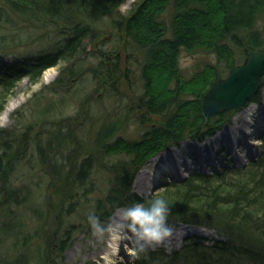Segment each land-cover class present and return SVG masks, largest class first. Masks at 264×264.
I'll return each instance as SVG.
<instances>
[{"label":"trees","instance_id":"16d2710c","mask_svg":"<svg viewBox=\"0 0 264 264\" xmlns=\"http://www.w3.org/2000/svg\"><path fill=\"white\" fill-rule=\"evenodd\" d=\"M125 1L3 0L11 11L39 27L51 26L59 38L50 49L37 56L16 58L10 64L0 57V112L18 80L26 76L36 82L46 68L60 62L66 65L60 68L53 86L49 87L50 95L63 96L73 81L77 79L83 84L86 73L91 71L95 80L105 76L109 80L114 78L117 83L128 76L127 70L122 75L117 71L122 46L127 48L126 59H141L140 106L150 115L145 122H152V117L158 121L151 123L137 139L114 137L109 140L116 124L97 134V143L105 152L120 153L123 157L111 165L112 176L103 197L94 201L93 215L102 220L118 207L135 202L147 204L150 199L163 197L171 209L168 221L209 227L221 238L209 244H205L203 238L191 240L168 252L162 248H146L136 255L132 264H264V136L260 138L261 155L243 168L222 166L218 172L210 174L192 170L182 180H173L159 194L139 195L132 188L136 170L153 154L187 138L202 140L212 136L229 120V115L222 112L205 121L201 112L203 95L211 82L220 77L215 64L205 62L185 75L179 67V54L181 50H205L214 54L219 63L226 64L229 71L238 54H246L245 47L264 51V0H143L133 15L124 18L120 8ZM167 5L172 6L169 26L161 19ZM4 13L0 10V19L5 18ZM107 18L117 34H121L119 49H103L99 45L101 41L96 40ZM88 43L97 50L87 49ZM87 52L98 59L99 66L83 67L81 58ZM115 85L109 84V90L113 91ZM38 97L33 99V107L50 113L55 104L46 101L45 96ZM256 99L257 95L253 101ZM62 102L65 101L61 100L60 104ZM21 115L19 112L17 118H23ZM23 128L17 131L0 127V201L8 206L30 205V212L38 221L48 222L47 209L41 204L39 179L20 171L23 167L33 170L29 155L37 148L43 159L49 151L45 146H50L52 141H43L40 136L29 139ZM25 154H29V158ZM75 154L68 152L51 165L52 184H58L49 186L63 192V200H68L76 188L87 189L86 184L96 170L95 156L91 152L76 161L73 160ZM62 160L66 163L58 167ZM69 166L70 170L65 171ZM39 235L37 230L33 235L19 230L13 246L25 247L32 237ZM65 242L55 240L57 256L65 249ZM50 243L53 244L52 238ZM39 247L37 245L36 249ZM44 253L43 257L39 255V264H46L49 259L47 246ZM17 256L12 261L4 260L3 264H31L24 254Z\"/></svg>","mask_w":264,"mask_h":264},{"label":"rangeland","instance_id":"374dc122","mask_svg":"<svg viewBox=\"0 0 264 264\" xmlns=\"http://www.w3.org/2000/svg\"><path fill=\"white\" fill-rule=\"evenodd\" d=\"M141 1L143 0H126L120 8L122 17L126 18L129 15H133ZM0 10L6 12L3 14L5 18L0 19V57L3 62L10 64L16 58L22 60L28 56H37L50 49L53 41L59 38L57 34H54L51 26H47V28L39 27L36 23H32L23 15H20V13L11 11L3 0H0ZM171 15L172 6L167 5L161 14V19L167 26H169ZM117 33L110 18H107L104 29L97 34L96 40L101 41L99 45L103 49L108 50L114 47L119 49L122 46L119 37L121 34ZM88 45L87 49L90 51L95 52L97 50L92 43H88ZM125 54H127V48L122 46L117 71L122 75L127 70L128 76L120 78L117 83L114 78L109 80L104 75L103 79L100 76V80H95L91 71L89 74L86 73L87 78L83 80L85 81L83 84L77 79L73 81L71 83L72 87L66 90L63 96L50 95L47 92L49 87L53 86L60 68L66 65L60 62L46 68L36 82H31L26 76L22 77L16 82L12 92L6 98L0 112V127H11L17 131L22 130L24 127L29 139L40 136L43 141H49L50 139L52 142L50 146H45V148L47 147L46 150L49 151L48 154L46 153L43 156V159H40L38 149L32 146L35 148L34 150L32 149L33 152L30 155H25L26 158L31 157L30 163L34 165L33 170H26L23 167L20 171L21 173L23 170V172L27 173V176L33 179H39V188L42 194L41 204L47 209L48 222L38 221L30 212V205L23 207L8 206L4 204L3 200L2 202L0 201V264H3L4 260L12 261V259L18 257L17 254L27 256L31 264H39V255L43 257L46 246L50 250V256L46 264L133 263L136 257L131 251L134 246L133 242L122 236V240H119L116 245V250L115 248L113 250V248H110L111 240H113V234L117 233V227H113V231L98 234L89 220V217L94 214V201L105 194L108 182L112 176L111 165L123 157L120 153L108 154L105 152L100 144L97 143V134L107 126L116 124L114 126V135L109 140L114 139V137L137 139L151 123L158 121L157 118L152 117V122L146 123L145 121L149 114L140 106L139 96L142 88L139 78V63L141 59L139 60L138 57L137 59H126ZM245 55L238 54L235 64L242 63ZM81 59H83V62H81L83 67L93 68L99 66L98 59L91 57L88 52L83 54ZM102 61L108 68V64L103 59ZM205 62L215 64L216 70L218 69L220 75L219 78L227 76V65L219 63L214 54L202 49H196L191 52L187 50L180 51L179 67L185 75L193 73L198 66H203ZM262 79V87H264V76ZM109 84H116L113 91L111 88L109 90ZM262 89L257 93V99L253 101L257 106L253 111L255 116H253L252 123H250L252 126L249 130L253 129L252 131H254L255 127H259V130L264 131V96ZM42 96H45L46 101L50 100L55 104L51 107L50 113H42L41 111L40 113L38 109L33 107V99L35 100V98ZM61 100L65 102L60 104ZM240 110L230 109L225 111L229 115V120L217 129L212 136H207L202 140L187 138L180 141L178 145L170 146L153 154L136 170L132 184L133 191L139 195L159 194L173 180L177 182L182 180L192 170L210 174L212 171L218 172L222 166H226L228 169H240L247 166L251 160L258 158L262 151L260 137L251 138L247 136V140L253 141L249 143L244 138L241 139V142L230 140V149L227 148V150L221 151L219 154H214V147L212 148L209 145V160H205L206 152H199L201 150L198 145L194 146L195 142L200 143L210 140L226 126L234 125L235 116L238 117L236 124L240 126L242 123L239 114ZM19 112L22 113L21 116L23 118L20 117L22 120L17 118ZM44 118L49 119L44 122L41 120ZM24 128L23 131L25 130ZM109 140H107V143ZM228 141V139L224 140L223 143ZM183 142L189 143V145L187 149L181 151L180 146ZM212 144H215V142H212ZM168 150L175 152V158H173V155L156 165V162L152 160L153 157L160 156ZM68 152L76 153L73 158L75 161L80 156L91 152L95 156L96 170L93 172L91 180L86 184L87 189L76 188L72 190L73 194L68 200H63V192L50 188L58 184H52V172L50 174V169L53 161H56L57 158V160L63 159ZM64 163L66 162L60 161L58 167ZM66 165H64V168ZM64 168L60 169V175L63 174ZM142 169H144V174L148 176L145 191L138 190L134 185L136 175ZM68 170H70V166L65 171ZM52 175L54 176V174ZM49 184H52V186H49ZM126 207L128 206L118 207L108 218L100 221L105 226H108L110 218ZM168 224L172 228L171 236L163 244L147 248H162L168 252L179 249L183 244L191 240L203 238L204 243L209 244L215 239L221 238V235L214 229L198 224L180 221H168ZM19 230H22L27 235H33L35 230H37L40 235L38 238L32 237L25 247H19L20 245L14 247V239ZM51 238L53 244H48ZM56 239L65 240L67 244L60 256H57L54 252ZM37 245H40L38 249H36ZM106 254H111L109 260Z\"/></svg>","mask_w":264,"mask_h":264},{"label":"water","instance_id":"95a60500","mask_svg":"<svg viewBox=\"0 0 264 264\" xmlns=\"http://www.w3.org/2000/svg\"><path fill=\"white\" fill-rule=\"evenodd\" d=\"M245 57L233 65L226 77L214 80L203 95L201 112L205 121L210 116L247 106L263 86L264 51L245 47Z\"/></svg>","mask_w":264,"mask_h":264},{"label":"clouds","instance_id":"9594fccd","mask_svg":"<svg viewBox=\"0 0 264 264\" xmlns=\"http://www.w3.org/2000/svg\"><path fill=\"white\" fill-rule=\"evenodd\" d=\"M170 211L169 203L163 197L150 199L147 204L135 202L122 210L116 230L124 235L131 234L133 255L149 246L163 244L171 236L172 228L168 224ZM89 220L98 234L113 231L112 226H105L98 216L91 215Z\"/></svg>","mask_w":264,"mask_h":264},{"label":"bare ground","instance_id":"6f19581e","mask_svg":"<svg viewBox=\"0 0 264 264\" xmlns=\"http://www.w3.org/2000/svg\"><path fill=\"white\" fill-rule=\"evenodd\" d=\"M263 88V89H262ZM261 91L262 94L264 96V87H262ZM256 104L251 101L247 106H245L244 108H242L240 111V116H241V120L242 123L241 125H237L236 122L238 121V117L235 116L234 117V125H228L226 126L222 131H220L218 134L214 135L212 139L207 140V141H203V142H195V145H198L199 149L201 151L199 152H206V158L205 160H209L210 158V154H209V148L208 146L211 145V147H214V154H219L221 151H225L228 149H230V140H234L236 142H241V139L244 138V140H246L247 143L249 142H253L252 140H247L246 137L249 136L251 138H256V137H263L264 136V131L259 130V127H255L254 131H252L253 129L249 130L251 128L252 125H250V123H252L253 120V116L254 113L253 111L256 108ZM255 125V123H253ZM257 132L255 135L254 133ZM229 140L227 143H223L224 140ZM212 142H215V144H212ZM198 143V144H196ZM253 144V143H252ZM189 143L187 144L186 142H183L180 146L181 151H184L185 149L188 148ZM231 145V144H230ZM193 147V146H192ZM210 147V148H211ZM174 155V156H173ZM175 152L173 150H168L164 153H162L160 156H154L153 157V161L156 162L157 164H160L161 162H163V160L168 159L169 157L173 156V158H175ZM161 161V162H160ZM147 175L144 174V169L140 170L138 172V174L136 175L135 178V182L134 185L136 186V188L140 191H145V187H146V180H147ZM122 211H118L116 212L108 221V226H112L113 227H117L120 221V213ZM114 237L112 238L113 240H111V247L110 248H115L116 250V245L119 242V240H122L123 237H126L127 240H129L130 242H133V238L131 237V234L128 235H124V234H120V233H116L113 234ZM123 236V237H122ZM111 253V251H110ZM106 257L108 258V260L111 257V254H106Z\"/></svg>","mask_w":264,"mask_h":264}]
</instances>
